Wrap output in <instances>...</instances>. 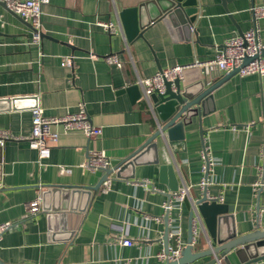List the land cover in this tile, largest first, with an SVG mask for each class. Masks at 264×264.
<instances>
[{"label": "crops", "instance_id": "1", "mask_svg": "<svg viewBox=\"0 0 264 264\" xmlns=\"http://www.w3.org/2000/svg\"><path fill=\"white\" fill-rule=\"evenodd\" d=\"M148 1L49 0L42 5L45 35L39 42H28L32 30L0 5V128L18 136L5 140L0 148V221L11 223L0 237L3 262L163 263L155 253L163 249V202L168 188L159 180L158 166L172 162L179 187L189 185L181 206L170 209L168 226H180L185 245L189 210L202 193L203 144L213 158L206 183L208 195L233 206L237 234L257 225L264 228V185L257 190L253 187L264 144V77L257 73H229L212 90L213 109L201 118L203 144L194 116L183 127V138L158 136V161L152 160L154 150L140 154L133 165V177L80 165L90 151L101 149L113 166L157 127L158 116L142 96L141 86L138 96L127 89L138 83V77L154 73L159 66L211 57L224 38L252 25V3L264 4V0H197L192 21L179 15L156 18L147 23L142 36L130 41L124 29L111 34L96 22L121 24L122 8L147 3V9L153 11ZM261 24L264 43V18ZM113 53L121 65L106 61L105 56ZM66 56L70 66L61 62ZM228 72L210 75L192 67L184 70L181 78L193 81L205 75L213 82ZM79 100L84 101L91 121L101 126L100 135L91 137L53 125L59 137L51 143L46 164L40 165L36 149L26 139L31 108L40 106L45 114H61L74 111ZM246 124L247 130L231 128ZM63 165L65 169L60 170ZM130 172L127 166L122 175ZM102 175L109 178L108 190L102 181L98 183ZM48 184L83 187L64 197L51 191ZM37 186L40 210L25 216L24 203L38 192ZM197 215L193 246L200 250L207 247V229L199 212ZM119 237H128L133 243L122 244ZM211 257L206 255L192 264ZM252 264H264V258Z\"/></svg>", "mask_w": 264, "mask_h": 264}, {"label": "water", "instance_id": "2", "mask_svg": "<svg viewBox=\"0 0 264 264\" xmlns=\"http://www.w3.org/2000/svg\"><path fill=\"white\" fill-rule=\"evenodd\" d=\"M153 4V11L147 9V3H139L137 5H130L120 10V19L122 28L124 29L125 37L128 41L134 37L142 36L143 30L148 22L156 18H164L179 15L189 22L195 17L197 11V0H149L148 3ZM0 5L5 9L13 12L7 7L4 1L0 0ZM15 13V12H13ZM18 18L25 24L30 30H34L31 24L15 13ZM145 17L146 21H142ZM238 32H242L241 29ZM41 38L45 35L44 31L41 32ZM261 54L264 55V46L261 49ZM252 57L245 56L243 58V64L247 63ZM159 66L158 69H160ZM238 67L230 70L227 74L219 77L218 80L208 82L206 76H201L193 81L182 79L181 77H175L172 80L166 79L164 81V89L159 92L154 89L148 95V101L151 103L156 115L158 116V125L150 134V136L140 144L133 152L115 165L102 168L105 173L115 171L118 176L133 177L136 158L146 152L154 150L153 161H158L157 150V137L165 136L168 139H179L184 137L183 127L185 124L192 122L194 116H197L198 131L203 144V129L201 124V118L204 113L213 109V96L212 90L219 85L221 81L229 73L236 72ZM139 83L131 84L127 87L128 90L135 91L137 96L140 94ZM1 148V145H0ZM203 148V145H202ZM129 166L131 168L130 174L122 175V171ZM159 180L167 185L168 192L166 193L167 199L173 191L179 188L175 167L172 162L160 163L159 166ZM208 160L206 159V170L204 177L208 175ZM105 178L102 175L98 181L101 182ZM98 185V184H97ZM49 188L53 192L62 194L64 197L68 193H78L83 186L77 185H60V184H48ZM96 187V186H94ZM65 193V194H63ZM195 206L189 210L188 214V226H187V243L183 245L179 252V257L171 261L166 260L161 264H192L197 259L206 257V255H212L201 264H220L222 260L224 264H252L264 258V228L257 225L254 229L240 234L236 233L232 211L233 206L225 202H220L216 198H211L207 193V185L202 188L201 195L195 199ZM260 205L257 204L256 209L259 210ZM195 210L199 212L201 219L207 229V247L205 249L195 250L193 246V215ZM170 210L165 211L162 216L164 220V230L161 236L163 240V249L167 250L169 245L168 238V223H169ZM0 264H7L0 260Z\"/></svg>", "mask_w": 264, "mask_h": 264}, {"label": "built area", "instance_id": "3", "mask_svg": "<svg viewBox=\"0 0 264 264\" xmlns=\"http://www.w3.org/2000/svg\"><path fill=\"white\" fill-rule=\"evenodd\" d=\"M5 2L7 7L13 12L17 13L23 19H26L32 26L30 39L28 42H39L41 38L42 30V5L48 3L49 0H2ZM251 10V26L246 30L240 32H235L226 38H224L221 46L218 47L217 51L207 58H198L193 57L187 62L181 64L168 65L166 67H161L157 69L154 73L146 77H138L137 82L141 86L142 96L148 100V95L154 89H157L159 92H162L164 89V81L166 79L172 80L175 77H181L184 73V70L188 68H199L205 74H210L216 72H227L238 67L237 72L239 75L245 74H254L257 73L259 77H264V55L261 54V49L264 46V43L261 40V29L262 24L261 20L264 18V4L263 3H252L250 6ZM97 24L106 30L107 32H117L123 31L119 21L114 20H97ZM245 56L252 57L247 63L243 64V58ZM105 59L108 63H116L121 65L120 59L117 54H108L105 56ZM62 64L71 65L70 57H64L61 61ZM31 129L27 134L26 139L31 147L35 148L38 153V163L40 165L46 164V158L50 155L51 143L58 140L59 131L54 129L53 125H60L61 130H77L81 131L88 136H97L101 133V126L95 125L90 116H88L85 103L83 100H79L77 103V108L74 111H65L61 114H45L43 113V108L40 106L31 108ZM246 125L231 126L233 130L239 128L247 130ZM11 137H18L11 134L10 131L0 128V145L2 146L5 140ZM202 171L205 173L206 170V159L208 160L209 170L211 169L210 164L213 163V158L208 156L207 149L203 144L202 148ZM259 161L257 165V178L253 181V187L257 190L259 186L264 185V144L261 145L259 153ZM80 165L84 168L97 170L104 167H111L110 158L101 149L92 150L88 156L80 162ZM60 170L65 169V166H59ZM104 185V190H108L109 178L102 180ZM142 182L146 183L147 181L143 180ZM207 177L200 179L199 184L204 187L207 185ZM38 192L27 202L24 203L25 213L28 214L35 213L40 210V200H41V191L37 186ZM189 191V185H184L179 187L177 190L173 191L169 199H166L163 202V207L165 211H169L172 207H180L183 203L185 196ZM211 198H216L218 201L221 200V197L210 196ZM197 211L193 215V233L196 232L197 226ZM159 218V217H157ZM170 224V220L168 226ZM11 226L10 221H0V237L2 233ZM193 234V237H194ZM168 238L173 239V243H169L166 251L161 249L155 253L162 262L166 260H175L179 257V252L183 246L182 238L180 237V226L174 228L168 227ZM195 238V237H194ZM122 244H132L133 240L128 237H119ZM179 264V263H177Z\"/></svg>", "mask_w": 264, "mask_h": 264}]
</instances>
